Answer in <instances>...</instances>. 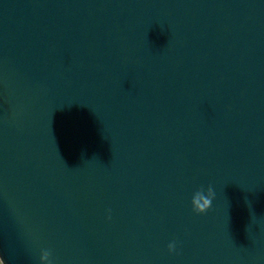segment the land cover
Returning a JSON list of instances; mask_svg holds the SVG:
<instances>
[{
  "label": "water",
  "instance_id": "water-1",
  "mask_svg": "<svg viewBox=\"0 0 264 264\" xmlns=\"http://www.w3.org/2000/svg\"><path fill=\"white\" fill-rule=\"evenodd\" d=\"M0 259L264 264V0H0Z\"/></svg>",
  "mask_w": 264,
  "mask_h": 264
},
{
  "label": "clouds",
  "instance_id": "clouds-1",
  "mask_svg": "<svg viewBox=\"0 0 264 264\" xmlns=\"http://www.w3.org/2000/svg\"><path fill=\"white\" fill-rule=\"evenodd\" d=\"M215 192L211 186H209L205 192L203 188L198 189L192 195L191 204L192 209L197 214L206 213L212 206L213 199L215 198ZM110 218V215H109ZM168 249L170 252H174L176 250L175 242L169 243ZM50 253L45 252L41 255V261H48ZM0 264H4L3 259H0Z\"/></svg>",
  "mask_w": 264,
  "mask_h": 264
}]
</instances>
